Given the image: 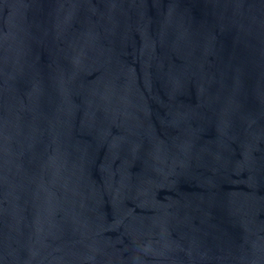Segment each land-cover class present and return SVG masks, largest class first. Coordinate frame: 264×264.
Segmentation results:
<instances>
[{"label":"water","instance_id":"obj_1","mask_svg":"<svg viewBox=\"0 0 264 264\" xmlns=\"http://www.w3.org/2000/svg\"><path fill=\"white\" fill-rule=\"evenodd\" d=\"M0 264H264V0H0Z\"/></svg>","mask_w":264,"mask_h":264}]
</instances>
